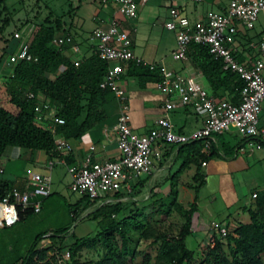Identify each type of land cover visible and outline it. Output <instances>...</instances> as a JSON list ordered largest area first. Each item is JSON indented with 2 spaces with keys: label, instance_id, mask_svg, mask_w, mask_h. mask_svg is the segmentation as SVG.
Segmentation results:
<instances>
[{
  "label": "trees",
  "instance_id": "obj_1",
  "mask_svg": "<svg viewBox=\"0 0 264 264\" xmlns=\"http://www.w3.org/2000/svg\"><path fill=\"white\" fill-rule=\"evenodd\" d=\"M4 10H7L6 6ZM4 22L5 28L9 22ZM56 26L58 29L49 24L37 25L28 40L33 60L18 63L9 75L0 74V167L8 147L41 151L51 159L65 158L71 165V159L58 149L57 138L61 137L70 142L80 141L107 119L105 106L115 97L111 90L101 88L108 64L92 52L77 65L66 55L67 48L53 44L58 31H63L59 20L56 21ZM68 34L74 38L70 32ZM4 53L1 54L0 64ZM235 56L243 63L239 54L235 53ZM188 58L202 75L212 95L225 98L233 104L241 102L243 81L237 74L224 71L222 61L215 59L207 46L192 44ZM127 74L137 77L141 86L146 83H158L161 80L157 72H151L135 64L127 68ZM29 93L44 96L57 110V117L63 119L64 124H54L45 117L39 120L35 111L39 100L37 97L29 99ZM203 149L204 143L201 141L178 147L171 170L177 162H180V167L176 172L169 174L172 201L166 203L159 198L155 202V214L169 217L176 211L184 219L177 236L158 233L143 210L133 209L131 205L125 203L98 208L89 197L82 196L77 203L78 207L81 206L83 211L95 207V211L86 217L97 222L99 226L97 234L84 238L72 235L74 243L68 249L69 259L66 260L62 249L65 248L64 241L69 235L68 229L43 231L38 234L27 253L15 259L14 264H80L77 259L80 250L94 249L99 242L103 245L105 254L93 264H128L140 254L131 246L132 233L139 234L141 240L153 239L152 243L157 246L156 264H191L195 255L187 248L186 239L193 232V218L198 212L199 193L206 183L204 164L215 158L233 156L236 152L234 147L223 140L213 145L210 155L204 154ZM220 152L224 155H220ZM191 167H195V175L190 185L195 199L189 208H186L177 199V180ZM146 184L143 181L134 184L131 194H138ZM13 188H17L15 183L0 178V195H5ZM53 196L51 193L45 199ZM119 196H124V193H119ZM152 196L156 197L155 194ZM45 199L42 201V209ZM248 213L251 220L249 224L240 223L232 232L228 231L226 237H221L217 233L211 236L214 238V247L210 248V253L206 256L208 262L264 264V194H257L255 209L249 208ZM33 214L35 213L32 211L22 213L20 222ZM117 217L119 220L115 219ZM49 232L54 233L49 240L51 245H40L45 241L43 236ZM150 260L148 255L144 263L149 264Z\"/></svg>",
  "mask_w": 264,
  "mask_h": 264
},
{
  "label": "built area",
  "instance_id": "obj_2",
  "mask_svg": "<svg viewBox=\"0 0 264 264\" xmlns=\"http://www.w3.org/2000/svg\"><path fill=\"white\" fill-rule=\"evenodd\" d=\"M100 4L116 5L121 15L128 19L138 18L139 3L147 4L151 0H95ZM171 3V21L165 27L176 33L177 48L172 53L176 61H187L192 44L207 46L210 53L223 63V70L237 74L243 81L241 102L233 104L227 100H219L204 87L196 77L176 73L167 68L163 62L155 63L137 56L133 50V40L127 31L121 28L118 20H114L108 28H96L90 36V42L97 56L108 64L107 74L101 83L102 89L111 90L121 105L115 131L121 157L106 163H92L91 156L81 165H66L71 178L70 188L80 196H87L96 203V207H105L125 203L130 198L133 185L141 175L151 176L154 171L155 146L171 144L184 146L197 141L204 143L203 153L210 155L213 145L218 143L217 135L233 130L242 143L236 149L237 155L264 154V128L261 126V114L264 112V40L259 44L260 57L251 63H242L236 59L231 48L238 26L253 30L264 14V0H229V7L222 13H211L204 21L192 25L191 21ZM200 3L202 0H189ZM136 31V29L134 30ZM17 40L21 35H15ZM53 44L67 48L72 54L80 52L79 46L70 34L56 35ZM29 43L24 42L14 54L10 63L15 66L22 61H32ZM79 65L80 61H75ZM135 64L157 72L161 78L158 89L168 100L164 105V114L157 121V127L148 134L139 136L130 127L129 104L126 92L120 88L119 82L127 68ZM176 96L179 101L174 102ZM39 100L35 111L38 119L52 120L54 124L63 125L64 120L57 117V110L42 95L29 93L28 98ZM193 106L203 114V127L190 136L174 132L169 113L179 107ZM58 149L70 153L73 148L69 141L57 138ZM94 150V148H92ZM55 163L50 162L52 170ZM206 164H204L205 166ZM4 172L0 167V177ZM28 191L13 188L5 195H0V225L13 228L21 221V214L27 211L40 213L43 199L52 193V177L50 174L34 173L29 177ZM124 193V196H119ZM210 235L217 233L226 237L228 228L221 223L212 222L208 226ZM54 233L43 236L49 241ZM214 244V238L211 239Z\"/></svg>",
  "mask_w": 264,
  "mask_h": 264
},
{
  "label": "rangeland",
  "instance_id": "obj_3",
  "mask_svg": "<svg viewBox=\"0 0 264 264\" xmlns=\"http://www.w3.org/2000/svg\"><path fill=\"white\" fill-rule=\"evenodd\" d=\"M2 1V0H1ZM179 8L181 13L185 15L194 26L198 24L199 19H207L211 13H222L224 8L229 7V0H202L200 3L191 2L189 0H177L172 4ZM7 10H4V7ZM111 4L103 5L95 0H3L0 2V57L4 53L5 56L0 64V74L9 75L13 69L10 63L11 57L16 54L22 43L28 42L29 37L35 30L37 25L49 24L55 28L56 21L62 23V30L58 31L57 35L68 34L69 32L76 38L80 44H84L82 38L90 44V36L98 26H101V19L111 20L112 18L107 13ZM116 7V6H115ZM171 3L168 0H151L147 4L139 3L138 18L124 19L130 22L132 29L139 30L138 36L141 42L145 39L150 42H159L165 45V53L167 54L171 48L176 47V33L166 29L165 25L171 21L170 15ZM123 17V16H122ZM8 21L9 25L4 28ZM3 27V29H1ZM240 32L239 37L248 38L247 56L250 60H256L260 56L259 44L264 40V14H260L259 20L253 30H247L243 26H238ZM58 29V28H57ZM65 30V31H64ZM19 33L21 39L17 40L15 35ZM151 35V36H150ZM169 50V51H168ZM86 56L90 52L84 53ZM156 63V62H155ZM167 68L176 72L178 65L182 62L174 61L171 57L168 58ZM179 101V98L177 99ZM185 109V110H184ZM188 109V114L183 111ZM170 119L174 127V132L185 136H190L199 130L201 126L200 120L193 106L179 108L178 111L170 113ZM217 140H223L234 151L242 143L239 136L233 131L223 132L218 134ZM239 144V145H238ZM162 145V144H159ZM159 145H156L158 147ZM238 146V147H237ZM178 147L171 144H164L160 151L174 153ZM159 151V149H158ZM220 155H224L220 152ZM233 157H238L234 152ZM250 155L247 154L246 157ZM159 156L154 158L155 166L160 165ZM224 156L221 161H224ZM227 159V158H225ZM211 161V160H210ZM209 161V162H210ZM172 161L164 162L160 165H171ZM180 162H177L172 170L166 168L160 171L156 178L152 176L141 175L139 181L147 184L136 195L130 194V198L126 205H131L133 209L143 210L144 215L151 223L152 227L158 233H168L172 236H177L179 230L184 224L182 216L174 211L169 217L162 214H155L156 199L161 198L164 202L172 201L171 195V180L170 175L178 170ZM204 175L209 174L208 169H204ZM195 175V167H191L185 171L177 180L178 201L186 208L194 202L195 194L190 185L192 178ZM232 177L235 183V191L238 197L237 201L233 197L228 196L220 191H215L203 198L200 202L198 215L202 219V229L193 231L186 239L187 248L195 255V259L191 264H213L206 260V256L210 253V248L214 247L209 237L208 226L212 222L221 224H229L228 231L232 232L236 229L238 223L235 221L244 220L241 211V218H237L239 208L243 206H251L249 203L252 200V195L255 190H262L264 187V162H260L252 166L248 170L233 171ZM71 178L67 168L63 165H57L53 173L52 194L53 197L45 199L43 211L29 216L28 219L16 226L12 230L5 229L0 225V264H14L18 256H23L28 249L33 245L36 237L43 231H62L68 229V236L65 238V248L62 249L65 259H69L68 249L74 243L72 235L78 238L93 237L97 234L99 226L97 222L91 218H87L95 211V207L84 210L78 207L77 203L82 196L74 193L71 188ZM212 190L211 186L206 188ZM156 195L152 196V195ZM152 196V198H151ZM245 218L250 220V215L245 213ZM197 215H195L196 217ZM232 216V219H229ZM119 220V217L115 218ZM233 222V226L230 224ZM237 224H236V223ZM231 226V227H230ZM131 246L139 255L134 261L128 264H145V257L150 256L149 264H156L157 246L154 245L153 239L141 240L140 235L132 233ZM42 246H50L49 241H42ZM105 249L99 242L94 249L83 248L78 253L77 259L80 264H93L103 257Z\"/></svg>",
  "mask_w": 264,
  "mask_h": 264
},
{
  "label": "crops",
  "instance_id": "obj_4",
  "mask_svg": "<svg viewBox=\"0 0 264 264\" xmlns=\"http://www.w3.org/2000/svg\"><path fill=\"white\" fill-rule=\"evenodd\" d=\"M115 6L116 5L111 4V6H109L107 11V13L112 19L111 20L101 19L100 20L101 26L98 27L108 28L109 25L114 20H118L121 24V28L127 31L128 33H130L133 40V50L137 56L149 62H156V63L163 62L167 66L168 58L171 57L173 59L172 53L176 50L177 45L176 47L171 48L170 51L168 50L169 52L166 54L165 45L164 43L162 44L161 41L150 42V40L147 41V39H149L147 38L143 42H141L138 36L139 30L137 28L132 29V27L130 26V22H127L124 19V17H122L118 7ZM204 20L206 19L203 20L202 18L199 19V21H204ZM135 29L136 31H134ZM239 32L240 29L238 28L237 34ZM237 34L233 38V42L230 45L231 48L234 50L235 53L241 56V59H243V63L253 62V60H250L247 56V50L249 48L247 44L249 39L239 37ZM74 39L76 44L80 48V52L77 55L72 54L69 49H67L65 52L66 55H68L74 61H81L82 59H84L86 57L84 53L86 52H90V54L92 52H95L93 45L91 43L87 44L88 42L86 43L85 39L82 38L81 40L84 43L83 45L80 44L75 37ZM176 44H177V38H176ZM181 62L182 65H180V67L178 65V70L179 71H181L182 69L183 70L181 72H176V71L174 72L187 76H194L204 87L207 88L202 75L194 68L192 62L189 59L187 61H181ZM169 67H172V65L170 64ZM119 86L121 89H123L126 92L127 102L130 107L129 124L131 129L135 134L139 136L148 134L152 129L157 127V121L163 116L164 114L163 107L166 104L168 97L158 89L157 83H146L144 86H141L139 79L137 77H132L128 75L127 71L125 75L121 78L119 82ZM176 98L178 99V97L174 96L172 100L174 102H177ZM217 99L225 100V98H219V97H217ZM179 108H183V107H179ZM179 108L175 109L174 112L178 111ZM105 111L107 114V119L105 122L98 125L95 129H93L88 134H86L80 141H71V142L69 141L73 150L70 153L63 152V154L67 155L71 159V165L72 164L81 165L88 159L89 156H91L92 163H100V164L106 163L108 161H115L121 157V151L119 150L117 143V133L115 131V127L117 125L118 118L121 112V105L116 97H114L113 100H111L108 104H106ZM183 112L184 114L189 113L188 109H186V111ZM195 112L198 116L197 118L201 122V126L203 127L204 125L203 114L198 112L197 110H195ZM260 122H261V126L264 128V112L263 114H261ZM163 145L164 144L159 145L158 147L155 148L154 158L156 156H159L158 161L160 162V165L163 164L164 162H169V161H172V164L169 166L164 165L161 167L159 165L158 167L155 166V160H154L155 167L153 174L151 175L152 178H156V176H158V173L160 171H164L167 167L170 168L169 170H171V167L175 162L174 156L176 153L172 155V153L168 152V150H166L165 152L160 151ZM92 148H94V150H92ZM246 155H238V157L236 156L233 157L234 155L228 156L225 157L227 159L224 158V161H221V157H220V158L212 159L210 162L206 163L204 169H208L209 174L206 175L205 178L206 183L199 193L198 209L200 207L201 200H203V198L206 197L207 195L215 193V191H220L225 195L228 194V196L231 195L233 197V200L235 199L234 201L238 200V197L236 195L237 193L235 191L234 179L232 177L233 171L239 172V171L248 170L252 166L260 162H264V154L262 153L250 154L247 157ZM51 161L55 163L52 170L49 168V164ZM64 161H66L65 158L51 159L46 153L41 151L34 152V151L24 150L18 147H8L2 158L1 165L4 169V172L0 178L2 180L15 183L17 189H19L22 192L28 191L31 189L28 183L29 177L34 173L50 174L52 177V184H53V173L55 171V167L59 164L66 167V165H64ZM66 163L68 164L67 161ZM208 186H211L212 190L210 189L207 190L206 188ZM261 189L262 190H255V192H253L252 200L249 203V205H251L250 207L243 206L242 208H239V211L237 213V218L238 219L241 218L239 212L242 209V211L244 212L243 214L244 220L237 221L235 219L238 225L240 223L249 224L251 222L245 218L246 215L245 213H248L249 208L255 209V199L257 194H264V187ZM42 211L43 209L41 210V212ZM198 212L195 214L197 216L195 217L194 215L193 218L192 231L202 229L203 227L202 219L199 217ZM231 217L232 216H230L229 219L233 218ZM21 223L22 222H20L18 225H20ZM222 225L225 227H229V224H222ZM230 225L233 226V222ZM14 228H10L8 230H12ZM209 237H210V233H209Z\"/></svg>",
  "mask_w": 264,
  "mask_h": 264
}]
</instances>
